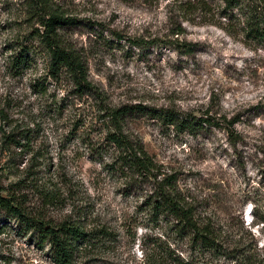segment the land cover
I'll return each mask as SVG.
<instances>
[{
	"label": "rangeland",
	"instance_id": "obj_1",
	"mask_svg": "<svg viewBox=\"0 0 264 264\" xmlns=\"http://www.w3.org/2000/svg\"><path fill=\"white\" fill-rule=\"evenodd\" d=\"M254 1L263 13L264 0ZM224 3L51 0L50 9L74 19L59 32L86 67L90 84L81 90L64 69L50 73L38 35L46 8L0 0V195L28 216L71 220L96 235L77 264H144V239L164 229L145 204L151 183L110 165L103 108L122 105L147 112L127 116L125 133L176 176L198 211L256 247L255 262L264 264V40L238 33L241 23L229 18L237 9L223 12ZM175 39L190 43L191 53L177 50ZM165 108L226 117L236 140L224 126L181 130L153 115ZM253 207L263 216L253 220ZM37 239L0 209V264H54Z\"/></svg>",
	"mask_w": 264,
	"mask_h": 264
},
{
	"label": "trees",
	"instance_id": "obj_2",
	"mask_svg": "<svg viewBox=\"0 0 264 264\" xmlns=\"http://www.w3.org/2000/svg\"><path fill=\"white\" fill-rule=\"evenodd\" d=\"M51 0H35L36 5L43 9L45 16L40 25L38 34L41 42L49 51L50 73L57 74L64 69L78 88H89L87 70L81 54L72 47L61 35L59 30L73 24V17L65 16L50 9ZM223 12L231 13L241 23L238 33L244 38L264 40V12L258 10L254 0H224ZM256 5H255V4ZM229 9V11H228ZM178 27L175 34H180ZM231 33V32H230ZM176 41V48L183 53H191L190 43ZM25 58L26 55L20 54ZM24 61V59H22ZM107 117L106 131L103 137L113 148L114 158L111 167L128 179H139L141 182H150L151 189L145 201L150 215L156 221L163 223V232L160 236L146 237L144 247L146 258L144 264H198L181 255L186 252L192 254L224 257L235 264H260L255 262V248L238 231L223 228L211 214L203 215L196 205L189 199L176 184V176L162 169L160 164L145 150L141 140L128 136L123 130V122L127 116L135 112H145L140 105H122L103 108ZM157 118L172 124L181 130H191L196 127L224 126L229 138L236 140L234 121L226 117L212 116L196 117L190 113L181 115L172 109H157L153 113ZM0 209L13 217L18 218L28 230L37 234L40 245L48 244L50 256L54 264H77L85 247L95 242L96 235L92 236L80 224L71 220H64L54 224L49 220L28 216L18 201L13 197L0 195ZM253 220L261 213L252 208ZM264 217H260V222ZM147 250L149 253H147ZM194 256V255H193ZM207 262L206 264H208Z\"/></svg>",
	"mask_w": 264,
	"mask_h": 264
}]
</instances>
